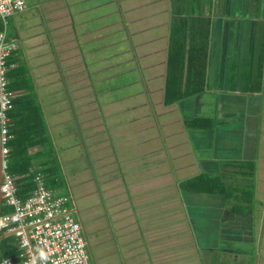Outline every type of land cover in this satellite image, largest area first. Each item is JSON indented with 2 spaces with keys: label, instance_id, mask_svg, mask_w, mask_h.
<instances>
[{
  "label": "crops",
  "instance_id": "1",
  "mask_svg": "<svg viewBox=\"0 0 264 264\" xmlns=\"http://www.w3.org/2000/svg\"><path fill=\"white\" fill-rule=\"evenodd\" d=\"M26 1V10L10 21V35L19 40L17 54L34 78L46 114V136L55 152L50 160L35 163L55 169L59 161L66 171L71 166H65L64 156L80 160L77 169L88 187L82 199L95 196V202H86L87 215L97 219L102 212L93 215L90 210L109 207V224L120 230L113 242L132 233L129 225L134 223L139 234L144 232L148 246L182 256L180 248L189 246L170 241L153 245L150 231L139 228L143 221L152 222L157 211L169 213L167 208L176 206H165L161 195L154 200L153 190L169 184L186 203L185 210L169 214L174 215L173 226L196 232L197 212L207 219L205 223L214 225L205 231L207 237L228 238L234 244L227 253L235 258L249 256L246 246L257 242L252 229L255 209L264 234V0H194L187 12L178 9L174 0H34L31 6ZM34 8L39 19L31 13ZM17 21H22V28ZM64 29H71L83 47L85 80L69 82L60 75L56 48L65 37ZM206 30L209 59L204 89L170 100V48L180 49L178 53L184 52L187 59L199 31ZM47 51L50 58L44 59ZM36 69L45 75L36 79ZM185 83L184 78L183 89ZM145 111L151 115H144ZM154 159L157 166L153 168ZM132 160L139 166L135 174L122 177L116 162ZM149 161V173L147 168L142 171ZM235 164L245 168L241 172L248 188L234 187L235 195L230 196L227 175ZM53 171L46 178L55 176ZM106 174L110 177L105 178ZM219 175L225 181L212 182ZM196 178H201L196 185L203 191L181 187ZM48 183L56 191L59 188L57 178ZM206 186H212L208 192ZM190 199L197 207L195 214ZM245 206L250 214L243 212ZM184 217L189 228L181 226L179 220ZM93 223L91 230L97 231ZM134 243L142 248L138 241ZM258 248L248 264H262L264 251ZM210 251L216 253L217 248ZM174 260L170 257L167 264H176Z\"/></svg>",
  "mask_w": 264,
  "mask_h": 264
},
{
  "label": "rangeland",
  "instance_id": "2",
  "mask_svg": "<svg viewBox=\"0 0 264 264\" xmlns=\"http://www.w3.org/2000/svg\"><path fill=\"white\" fill-rule=\"evenodd\" d=\"M33 2L34 0H28L29 6H31ZM189 2L194 3V0H174V3L178 4V7H180L178 9H181V10L184 9L186 12L189 10V6L191 4ZM176 10L177 9L174 8V14L177 13ZM31 11H32L31 13L39 19L38 10L34 8V10H31ZM17 22H18L19 28H22L23 27L22 21L21 22L17 21ZM10 29H11V26H10ZM61 33L63 34L65 33L64 34L65 37L60 41L59 45H57V48H56V53H57L56 56L59 58L61 62L60 63L62 67L61 69L63 71V75L61 73L60 75L63 78L66 76V80L69 82H70V79L71 80L74 79L78 81L82 79L85 80L84 79L85 74L82 71L84 63L81 62V57H82L81 52L83 50L82 45L79 43V40L76 39L75 36H73V34L71 33V29H67V30L64 29V31H62ZM178 33L181 34L182 33L181 30H179ZM21 34L24 35L22 31H21ZM47 52L48 53L44 56V59L50 58L49 56L50 51H47ZM55 69L58 70L56 66H55ZM40 74H42V76H39ZM34 75H37L36 79H38L39 77L42 78L43 75L45 74L42 73V71H40L39 69H36V71L34 72ZM134 75H137V72H135ZM97 80L103 81V79L101 78H98ZM108 80L109 79H105V81H108ZM146 111L144 115L147 113L148 115H151V112L149 113ZM39 159L40 158H34L35 162H37ZM59 160L63 162L61 159ZM78 160L77 159H75L74 161L68 160L64 156V161L66 162L65 166L66 167L71 166V169H67L65 171L62 163H60L59 161H56L54 163L55 170L53 171V174L55 176H52V178L50 179L48 178L46 179H48L47 181L49 182L57 178V185L59 186V188L57 189V192L69 194L74 197L76 207L79 211V216H82L84 220L83 222L85 224L87 238H88L91 252L93 254L96 264H167V261L169 260L170 257L172 258V260L173 258L175 259L174 261L176 262V264H188V263L189 264H248V262H251L254 259V257L252 256V252L255 250V247L257 250V249H260L258 247L261 246V250L264 251V234L262 237V232H261V227H260L262 225V222L260 221V223L257 224V221L259 219V216L257 214V209H255V212H254L255 214L254 224H253L254 227L252 228L253 234L256 236L255 242L256 241L257 242L250 243V245L246 246L249 256H239L238 255L235 258V256L231 255L230 253H227L228 248H231L234 244L232 241H230V239L217 237L218 239L214 240L213 237L211 239L210 236L209 237L206 236L205 231L209 232V229L210 228L213 229L214 225H211L212 224L211 222L209 223V225L204 222L207 219L204 218L203 216H200L196 212L197 207L194 206L193 199H190V201L192 202L190 203V208H191V211L195 210L193 211V214H195L196 212V218L200 221L196 229V232H195V228L193 232H190V229L188 231L187 230L185 231L183 227L173 226V223L176 224L174 220V215L173 217H169V214L176 213V209H178L179 212H181V209L185 210V207H183V203H184V206L186 205V203L183 202L181 198H178L179 191L176 189V187L174 185L169 186V184L168 185L164 184V186L162 185L158 186L157 190H153V194H156V198L154 200H157L158 197L161 195L163 197L162 202L166 203L165 206H170V207L171 205L172 206L176 205V206H173L174 208L173 207L167 208L169 213L167 212L162 213V212L157 211L156 214H154L152 217V222H144L143 219H141L143 221L142 222L143 226L139 228L143 229V227H146L147 228L146 230L150 231L149 233L151 234V236L149 235V233L147 235H149V237H152L151 239H152L153 245H156V244L158 245V241L159 242H163V241L169 242L170 241L172 242L173 245L175 244L176 246H178L179 243H181V245H183V248L184 246H189L188 249L185 248L187 249V251L185 249L180 248L182 251V253L180 254H182V256L180 255L177 256V254L175 256H171V254L169 253L165 254V253L159 252V250H163V249H161L160 246L159 247L148 246L149 244L146 243L148 242V239L147 240L145 239L144 232L139 234L138 229H136L137 228L136 225L135 226L133 225L134 223L129 225L132 233L126 234L127 237L124 238L123 240L119 239L118 242H113L114 240L112 239V237L117 238L118 237L117 235L120 234V230H118L117 227H112L113 225L109 224L111 220L110 217H112L111 211H109L110 210L109 207H104L103 205H100V207H97V209H94V211L90 210V213H92L93 215H96V214L98 215L97 210H99V213L102 212V214H99L98 216L99 218L97 217V219H95V217L89 218L87 215L86 202L87 200L90 201V204L91 202H95V196L91 195L90 198L88 197V199L86 198L82 199V196H85L83 190L84 188H88V187L83 184L81 176L79 175V171H78L79 169H77L78 168L77 165L79 166V163H77ZM155 161L156 160L154 159L153 166H152L153 168L157 166L156 165L157 162L155 164ZM72 162H74L75 164H72ZM116 165H117V170L119 174H121L122 177L130 176L131 173L135 174V171L139 167L135 160H132L130 162L129 161H117ZM162 165L163 164L161 163V166ZM152 167L150 166V161H149V163H147V165L143 167L142 171H145L147 168L148 170L146 172L149 173V170ZM230 168L233 169V172L229 176L227 175V179L229 180L230 184L226 182L228 184L226 190L229 192H232L230 193V196H231L232 194L235 195L234 187H240L242 188L241 190L244 191L245 189L248 188V186L244 185L245 180L242 178L244 173L241 171H245V168L242 166L236 165V164L231 166ZM104 170L109 172L110 168L106 167ZM85 172H88V171L87 170L84 171L83 173L84 175H85ZM108 176L110 177V175L108 174L107 176H105V178ZM174 178L175 177H173V179ZM224 181H225L224 178H222V176L220 175L217 177H213L212 179V182H214L215 184H220V183H223ZM107 186H112V184H109ZM182 186L183 185H181V187ZM114 187L119 188V189L123 188L121 185H114ZM187 191H189V189ZM198 194L199 193H197V195ZM201 194L208 195L206 193H201ZM175 199L178 200V204H176ZM200 200H202V198H200ZM105 203L106 204L108 203L107 199L105 200ZM235 204L239 205L241 203L237 202ZM157 205H161V203L156 204L154 209H156ZM88 207L89 209H91L90 205ZM243 212L250 214L251 210L249 207L245 206L243 208ZM159 213H162V214H159ZM76 214L78 215V212ZM125 218L126 217H124L123 219ZM94 219L97 221H95ZM179 221L182 224L181 226L188 227V222H187L186 217L181 218ZM93 222L96 225H98L96 226L97 231H95L94 229L91 230V224ZM94 223H93V226H94ZM247 224L248 223H246V225ZM220 239H223L222 243L220 242ZM134 241H138L142 248H138V247L136 248ZM123 243L124 245L125 244L126 245L129 244V245L127 246L125 245L123 247L122 246ZM164 246H169V245L164 244ZM216 248H217L216 253L210 251V249L215 250ZM156 249H159V250H156ZM151 252H152V256L150 257L149 255ZM175 253H179V252L175 251ZM138 256H143L145 258L144 259L139 258ZM172 264L174 263L172 262ZM262 264H264V255H262Z\"/></svg>",
  "mask_w": 264,
  "mask_h": 264
},
{
  "label": "built area",
  "instance_id": "3",
  "mask_svg": "<svg viewBox=\"0 0 264 264\" xmlns=\"http://www.w3.org/2000/svg\"><path fill=\"white\" fill-rule=\"evenodd\" d=\"M26 0H0V140L3 151L10 134V111L15 93L10 87L8 57L17 47L7 36L9 18L24 11ZM2 236L13 237L19 252L0 264H96L86 230L75 215L72 200L52 190L39 174L34 188L23 196L14 178L5 173L1 182ZM20 194V195H19ZM3 209V208H2Z\"/></svg>",
  "mask_w": 264,
  "mask_h": 264
},
{
  "label": "trees",
  "instance_id": "4",
  "mask_svg": "<svg viewBox=\"0 0 264 264\" xmlns=\"http://www.w3.org/2000/svg\"><path fill=\"white\" fill-rule=\"evenodd\" d=\"M9 20L11 21V18ZM1 22L2 20L0 19V28ZM208 36V30L204 33L199 31L197 36L199 38L190 46L187 59H185L184 52L178 53L180 49L175 47L170 48V82L167 85V96L170 100H175L177 97L181 98L194 91L201 92L204 89L209 59ZM178 46H181V44ZM9 62L15 63L8 71V77L11 79L12 88L15 90L16 95L14 98V107L9 113V127L12 138L5 145L7 148L5 160L7 173L15 177L19 192L25 196L26 192L28 194L33 189V177L36 173H44V179L47 181L48 179L45 177L48 176L49 172L55 170L48 166L45 167L43 164H38V168H34L37 165L34 158L50 160L52 156L55 157V152L49 137L46 136V114L44 113L43 105L36 91L30 68L25 61L19 58L17 50L13 51L9 57ZM184 78L186 82L185 89H183ZM173 82H176L174 86L172 85ZM260 85V82L258 85L256 84V88H260ZM49 147L51 148L50 150H48ZM32 148L36 151L31 153L30 149L32 150ZM37 162L40 163L39 161ZM44 164L47 163L45 162ZM198 181L199 178H196L193 182H188L183 186L195 189L197 192L199 190L203 191V189H200V186L196 185ZM210 188L206 186L204 187V191L208 192ZM5 209L3 208V211ZM14 252L15 248L12 247L10 238L4 237L1 239L0 257L12 255Z\"/></svg>",
  "mask_w": 264,
  "mask_h": 264
},
{
  "label": "clouds",
  "instance_id": "5",
  "mask_svg": "<svg viewBox=\"0 0 264 264\" xmlns=\"http://www.w3.org/2000/svg\"><path fill=\"white\" fill-rule=\"evenodd\" d=\"M26 3H27V1H26ZM27 8V7H26ZM26 10V9H25ZM24 10V11H25ZM23 12V11H22ZM21 13V12H20ZM15 16V15H14ZM14 16H12V17H14ZM12 17H10L11 19H12ZM7 36H8V38L9 39H13L14 41H16V43H17V47L14 49V50H17L18 49V47H19V44H20V42H19V40L17 39V38H15V37H12L11 35H10V20H9V26H8V31H7ZM11 55H12V53H11ZM10 55V56H11ZM9 56V57H10ZM9 57H8V64L10 65V64H13V66L15 65V63H10L9 62ZM12 66V67H13ZM11 67V68H12ZM9 79H10V77H9ZM10 87H11V89L14 91V93H15V95H16V92H15V90L12 88V82H11V79H10ZM15 98V97H14ZM0 143H1V140H0ZM1 147H2V154H3V157H2V167H3V169H2V179H3V177H4V174L5 173H7V165H6V160H5V155H6V152H4L3 151V146H2V143H1ZM34 168H38V165H36ZM41 175L42 177H43V179H44V176H45V174L44 173H36L35 174V176L33 177V180H34V183H33V188H34V185H35V177L37 176V175ZM13 178H14V180H15V177L14 176H12ZM46 178V177H45ZM44 181L46 182V184L48 185V182L44 179ZM2 182V181H1ZM49 186V185H48ZM50 187V186H49ZM52 190H54L55 192H57L55 189H53L52 187H50ZM20 193V192H19ZM57 193H59V192H57ZM21 194V193H20ZM19 194V195H20ZM26 194H27V192H26ZM59 194H64V193H59ZM64 195H66V196H68L71 200H72V206H74V212H75V215L81 220V222L83 223V225H84V222H83V220H82V218H81V216H79V211H78V209H77V207H76V204H75V200H74V197L72 196V195H69V194H64ZM24 196V195H23ZM26 196V195H25ZM2 208H4V207H2V202H1V213H2V211H3V209ZM78 212V215L76 214ZM84 227H85V225H84ZM85 230H86V228H85ZM0 233H1V231H0ZM1 235H2V233H1ZM4 237H7V236H2V238L1 239H3ZM1 239H0V241H1ZM11 240H13V237H10V243H11V245H12V247H14L15 248V252H14V254H12V255H6V256H13V255H16V254H18V252H19V250H18V248H17V246H16V244H15V242L14 243H12L11 242ZM211 252H214V251H211ZM215 253V252H214ZM2 257H5V256H1L0 257V259L2 258Z\"/></svg>",
  "mask_w": 264,
  "mask_h": 264
},
{
  "label": "water",
  "instance_id": "6",
  "mask_svg": "<svg viewBox=\"0 0 264 264\" xmlns=\"http://www.w3.org/2000/svg\"><path fill=\"white\" fill-rule=\"evenodd\" d=\"M2 147H1V143H0V215H1V202H2V190H1V181H2ZM2 238V235L0 233V239Z\"/></svg>",
  "mask_w": 264,
  "mask_h": 264
},
{
  "label": "bare ground",
  "instance_id": "7",
  "mask_svg": "<svg viewBox=\"0 0 264 264\" xmlns=\"http://www.w3.org/2000/svg\"><path fill=\"white\" fill-rule=\"evenodd\" d=\"M14 51V50H13ZM13 51H12V53H13Z\"/></svg>",
  "mask_w": 264,
  "mask_h": 264
}]
</instances>
